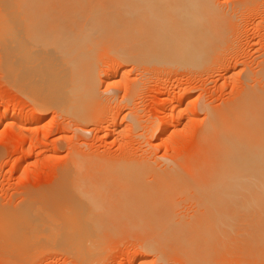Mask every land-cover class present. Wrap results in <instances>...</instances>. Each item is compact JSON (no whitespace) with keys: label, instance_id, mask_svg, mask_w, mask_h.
Returning a JSON list of instances; mask_svg holds the SVG:
<instances>
[{"label":"bare ground","instance_id":"1","mask_svg":"<svg viewBox=\"0 0 264 264\" xmlns=\"http://www.w3.org/2000/svg\"><path fill=\"white\" fill-rule=\"evenodd\" d=\"M260 2V0H223L222 5H218V0H0V78L5 83L7 82L8 85H11V87L20 91L28 100L32 101L33 107L38 112L52 108L59 112H63L64 110L63 113L66 112L70 115L80 117L87 99L96 98L100 83H107L110 89H114L112 86L114 87V84H117L115 78L119 75L117 76V73L115 71L113 72V66L116 67L119 63L130 66L132 72L133 70L136 71L137 74L135 75L137 79L139 77L143 81L144 78L146 80L151 79L155 75L153 77L154 81L161 82V73L164 74V71L172 72L173 69H183L188 75L203 71L196 80L200 81L205 75L204 70H208L211 65H216L214 57L216 53L222 51L224 48L222 45L224 43L226 45L230 37L232 38L235 25L237 23L246 24L250 18L248 16L250 11H255L258 7L260 8L258 6L262 4ZM258 19L262 22L263 17L261 18L259 16ZM262 34L264 35L263 31L260 34L258 33L260 36ZM260 36H258L259 39ZM229 41L231 42V40ZM105 52H108V54L115 52L116 55L114 56V53L111 54L114 58H112L113 56L110 58H107L109 56H104L109 59V61L106 60L105 62L107 64L106 66L109 65L110 67L108 70L106 69L107 71H103V73L99 65L97 66L96 60L101 61L102 55H106ZM211 61H213V64L211 63L209 65ZM101 62L103 63L104 61L102 60ZM207 65L208 69H206ZM153 71L154 73H152ZM175 71L173 72L175 73ZM244 71L240 73L243 74ZM249 71L247 70V72ZM125 72L127 73V70ZM122 74L123 76L121 78L123 79L125 76L124 73ZM147 75H151L150 78ZM246 76L247 78L243 77V80H247L245 82L243 81L237 96L234 98V103L230 107L229 105L227 108L222 106L223 109L220 111L212 110L210 106L207 107L208 105H204L203 108L201 107L200 112H203L204 115L201 121L205 122L196 131L195 149L186 157L187 159L184 161L185 166L183 169L175 172L172 176H165L168 173L167 170L154 174L153 177L155 175L157 176L155 180H158L159 185L158 183L155 184L156 181L154 179L148 183H154L156 187L158 185L157 188L155 187V190H152L154 184L152 186L151 184L150 186L145 184L147 181H144V178H148L146 175H143L144 178L140 177V175L137 176L140 177L138 179L137 177H129L130 179L128 178L126 180V182L130 181L129 183L133 182L132 184L136 186V189L142 188L146 195L157 193V197L153 195L155 198L152 195L150 198L146 196L150 200L152 197L154 200H158L159 193L161 195L163 193L164 195V197L160 195L159 201L162 197V201H165L169 197L168 195H170L168 199H172L175 207L178 202L177 204L175 203L176 201L173 200V195L181 196L186 194V200L188 199L190 203L192 202V208H189L190 214L189 216L187 215L188 217L185 216L186 220H183L184 217L182 218V216L184 215L182 214L181 217L178 216L182 219L173 223V218L175 219L177 217L178 210L176 209L174 211V213L176 212L175 214L171 212L175 208L171 209L172 207H169L168 199L166 200V204L160 201L164 205L157 202V200H151V202L155 203L154 207L158 205L157 203L159 205L161 204L162 208L160 207V211L159 206L157 207L159 213L162 209H165L163 210V214L161 213L159 215L158 212L150 209L151 204L149 205L150 207H147L151 210V213H157L156 215H159L158 217L161 215H166L167 217H162L166 218V220L161 217L159 218L163 220L159 221V226H163L162 228L160 227V229H163V231L160 230V235L158 234V219H156L157 222L151 221L158 217L150 214L149 210L146 212L147 215L149 213L153 216L152 219L151 216L147 218L141 211L142 216H146L147 218V221L143 219L145 223L143 221L142 223L149 229H144L143 227L145 226L142 225L143 229L138 226L140 228L139 231L137 229L132 230L130 227L132 224H135V226L136 224H142L139 219L137 222L135 221V223L131 224H127L126 221V224L128 225L129 231H136L138 234L140 232L143 237H147L145 239L146 242L143 238V243H141L142 240L139 241V238L138 241L141 243L138 244L139 247L134 244L136 241L133 242V247L135 249L139 248L147 254H152L153 258L155 256L154 259L150 260H154L156 263H153V261L150 262V260L148 262L145 257L148 255L144 256L141 251H138V254L130 255L129 258L122 259L117 264H160L161 260L165 264L166 262H164L163 258L168 252L173 253L177 257L181 255L184 258L185 256L193 258L192 254L198 253L201 255L196 254V256L198 255L200 258L198 257L197 259L194 254V259L188 258L186 261L188 260V263L190 262L189 264H193V261L197 259L198 263L195 261L194 264H199L202 258L203 264H210L208 259H212V256L214 257V252L212 251L216 249H214L213 245L219 246L216 247L221 251L220 248L222 247L220 246L225 244L223 242L226 241V238L227 240L228 238L230 239V233L233 232L232 235H234L238 227L240 230L238 233L239 238H241L239 239L241 244L243 245L242 242H245L244 245L246 243L249 245L251 242L252 248L251 246L250 248L256 251L258 249L257 256L258 253L264 255V105L260 102L261 94L259 91L261 88L258 91L257 83H255L256 85L254 84L257 79V82L260 83L264 80V67L260 66L258 73L254 71V77L252 75L251 77L256 79L253 81L248 80L249 74ZM249 81L253 82V85L256 87H252V83L250 86ZM260 83L258 87L261 85ZM165 95L167 98L164 100V104L158 108V112L161 114H164L166 110L172 107L170 105V99L173 97L172 92ZM91 102H88L90 106ZM36 110H34V113ZM186 112L190 115L196 114L198 116L196 107L194 109H187ZM16 113L12 109L9 114H0V124L7 118L17 119L19 122L26 124H37L40 119L37 113H35V116L37 115L36 117L31 116L30 113H24L25 115L21 116L16 115ZM196 115L194 117H197ZM179 117H176L170 123L167 122V129L176 128L180 122ZM72 119L74 118L72 117ZM147 131L149 136H155L154 138H156L157 135L162 134L165 130L151 127ZM167 140V137L163 138L160 142L161 145ZM147 145L149 146V149H147L148 154L145 155L144 160L141 159L145 163L154 158L153 151L158 148V146L151 143ZM131 158L133 159L134 157ZM134 179L138 182H135ZM142 181H144L143 183L145 185ZM123 182L125 183V181ZM124 183L120 185L124 186ZM135 186H133V189L136 193ZM94 189L96 190V188ZM149 190L152 193L147 192ZM75 191L68 193L73 199L78 196ZM93 191H91V194ZM80 192L78 191V193ZM105 193L103 194L102 191V197L106 195ZM138 193L143 194L140 191L137 192V195ZM164 193L167 195L165 196ZM91 194H87L86 197L89 198L88 196H91ZM93 194L98 195L97 193ZM94 195L92 196L93 198H95ZM98 196V198L101 197L100 195ZM149 199H146L147 202ZM142 200H140V203ZM29 202H25L29 208H34L41 204L39 203L37 206H33L32 201L30 202L32 204H28ZM95 202L97 205L93 202L92 209H96L95 207H97L99 209L102 208L104 211L106 210L104 207H100L98 200ZM101 203L106 202L103 201ZM137 204L139 205L138 202ZM141 204L143 206L145 204L146 206V202ZM105 205L108 207L110 203ZM154 207L151 208L154 209ZM110 208L107 209L108 215L112 217L111 214H115L116 211L111 213L112 209L109 212ZM123 209L126 212L125 209L127 208ZM133 209H135L134 206ZM186 209L188 210V208ZM124 212L122 213L124 214ZM168 212L169 214H167ZM137 214L140 215L139 213ZM84 217L80 222H75L73 225L62 226V237L56 241H52L50 237H47L48 233L50 235L54 234L51 226L40 222L38 224L34 219L33 221L30 219V221L13 223L15 226L13 224L9 226L0 225V235L4 236L5 234L6 236L2 237L3 240L0 238V241L4 243L7 239L4 245L9 246V249L15 252L13 254L17 253L20 260L26 261L33 259L36 254L38 256V253L41 251L44 252L43 250H46L47 245L52 244V242L55 245H64L66 242H70V252L74 259L78 260V263L93 264L94 261L92 262L91 259H95V256L98 258V254H100L98 252L103 249V247L101 249L100 244L103 238H99L98 234L95 235V232L101 233L103 226L101 227L100 223H97L96 226L92 225L95 223L91 224L90 221L86 222L90 217L88 215ZM169 218L170 220L172 218L173 224L171 221L167 222ZM83 219H86V221H83ZM134 220H129V223ZM148 220L150 223H153V226L151 225L152 223H148V225L152 226L151 230H154L153 232L150 230V226L146 225ZM163 222H167L165 224H168V226ZM109 223L113 227L114 224L112 222ZM169 223L172 226L169 227ZM103 224L107 223L105 222ZM115 225L121 224L115 223ZM154 225L157 226V229L154 228L156 227ZM110 226L107 225L109 230ZM121 226H125L126 228V225ZM233 226L236 229L231 232L230 230L233 229ZM96 228L97 230H95ZM104 228L107 229L105 226ZM125 228H123V231ZM6 229H9L12 233H9V230L6 231ZM141 230H144L145 233ZM145 230H149L148 232H151V235L149 233L150 236L148 234L144 235L147 233ZM152 235H156L157 240ZM236 235L237 233H235L233 238ZM13 237L15 238L13 239ZM94 237L97 238V241L99 240V243L95 245V247L98 246L97 248H100L98 249L99 251L92 246V244L97 243L96 240L95 243L92 242ZM219 238L222 240H218V242H222V244L219 242L220 245L218 242H215ZM223 238L225 239L224 241ZM248 238L249 242H247ZM212 239H214L212 242H215L216 245L212 242L210 243ZM147 240L151 241L148 242ZM30 241L33 245L28 246ZM205 244H209L210 246H206ZM247 244L245 245L247 248L241 245V249L244 248L243 252H246L247 249L253 251L250 250ZM206 247H208V251H206ZM225 251L227 249L224 250V254L226 253ZM93 252L95 255H93ZM169 254H167V257L171 256ZM205 254L209 255L210 258H207L209 262H206L207 256ZM253 254L255 255V253ZM167 257L165 258L166 260ZM103 259L99 262H102ZM75 262L77 261L75 260Z\"/></svg>","mask_w":264,"mask_h":264},{"label":"rangeland","instance_id":"2","mask_svg":"<svg viewBox=\"0 0 264 264\" xmlns=\"http://www.w3.org/2000/svg\"><path fill=\"white\" fill-rule=\"evenodd\" d=\"M260 1V4L262 3V6L258 5L260 6V8L258 7L256 8L257 10L255 9V11H250L248 15L250 16V21L248 20L246 24L237 23L235 25L232 38L230 37L229 39L231 40V42L228 40V43H226V45L224 43V45H222V47L224 46V48H220L222 49L221 52L217 50V52L219 53H216L214 57V59L216 60L214 61L216 65L214 64L209 66V69L207 65L206 69L208 70H204L205 75L203 76V78H201L200 81L196 80L203 71L188 75L183 69V71L181 69H177L179 72L176 69H173V71L176 70L175 73L173 71V73L170 71H164V74L161 73V77L163 79H161V82L154 81L153 77H155V75H153L151 79L146 80L144 78L143 81V79L140 80L139 77L137 79V76L135 75L137 74L136 71L133 70L132 72L130 66L116 63V67L113 66V72L115 71V73H117V76H119L115 78L117 84H114V87L112 86V88L114 89H110L107 83H100L101 85L99 84L98 92L96 91L97 96L96 98H94L95 100L93 98L87 99V102L84 103L85 108L83 109V111H81L83 113H77L80 114V117L72 114L70 115L66 112L63 113L64 110L63 112H59L52 108L38 112L33 107L32 101L28 100L22 95L20 91H18L14 87H11V85H8L7 82L5 83L4 80L0 78V114H9L11 113L12 109H14V112H17L16 115L18 116L28 113H30V115L34 117H36L37 115L40 116L37 124L21 123L17 119L13 118H7L0 124V225L9 226L13 223L30 221V219L31 221H33L34 219V221H36L37 223L40 222L45 225L51 226V228L54 230V234L50 235L48 233L47 237H50L52 241H56L62 237V226L70 224L73 225L75 222H80V220H82L84 216L88 215L90 219L88 218L87 221L86 219H83V221H90L91 224L95 223L92 224L95 226L97 223H100L101 227L103 226V230L101 231V233L95 232V235L98 234L99 238H103L100 241L101 249L103 247V249L100 251L103 253L98 250L100 249L97 248L98 246L95 247V245L99 243V240H96L98 236L97 238L94 237V239L92 240L93 243H95V240L97 241V243H95L94 245L91 243L92 246H94L99 251L98 253H100L98 254V258H96L95 256V259H97L96 262L95 259H91V261H94L95 264H102L103 262L104 264H117L122 259L125 260L129 258L130 255H133L135 253L138 254L140 251L144 256L148 255L152 257L150 258L148 256H145L148 262L150 259H154L155 256L153 258L152 254H147L143 250H140L139 248H137V250L133 247L134 244L139 247V241L142 240L141 243H143L147 237H143L142 233L139 232V234L141 235L140 236L138 232L136 233V231L132 230L137 229L139 231V227H141V229H149L146 228L145 225H143V223H145L144 221H147V218H150V216L152 219L153 216L150 214L156 215L157 213L154 214V212H158L157 207L159 206L158 208L160 211V209L162 208L161 204H166V200L170 197V195H168L169 197L167 196L168 198L166 197L167 199L164 198L165 201H162L164 197L162 193L163 197L160 201H162L163 203H161L159 201L161 193L158 192L160 194H158L159 199L154 200L153 197L155 198L157 193L146 195V193L143 192L142 188H140L141 190L136 189V186L132 184L133 182L129 183L130 181L126 182V180L129 177L136 178L140 175V177L144 178V176L146 175L148 176V178H144V181H147L145 182V184H147L148 186H150L151 184L152 186L154 183L149 184L148 182L152 181V179H157L156 175L155 177H153V175L157 172L161 173L164 170H167L168 173L165 174V176H172L175 174V172H179L181 169H183L185 166L184 161L187 159L186 157L188 156V154H191L190 152L193 149H195L196 131L201 128V124L205 122L201 121V119L204 118L203 112H200L201 107L203 108L204 105H208L207 107L210 106V109L218 111L223 109L222 106L227 108V106L229 105L230 107L234 103V98L237 96L238 90H240L239 88L242 86L243 81L245 82L247 80H243V77L247 78L246 75L249 74L250 76L248 77V80L253 81L254 79H256L252 78L254 77V71H257L258 73L260 66L264 67V35H258V33L260 34L262 33V31L264 33V0ZM218 2V5H222L223 0H218ZM254 15H257V18L259 16L261 18L263 17L262 22L258 19L260 21L259 22ZM258 36H260V39ZM113 53L115 56L116 53L112 52L111 54ZM107 54L108 52L106 53V55H102L101 53L102 57H100L104 61L103 63L101 62L102 60H96L97 66L99 65V68L102 72L107 71L110 67L109 65L106 66L107 64H105V62L106 60L109 61V59L107 58H110L113 55H111L110 53L109 54L111 56ZM104 56L109 57L106 58ZM114 56L112 58H114ZM211 63L213 64V61H211L209 65ZM247 67H249L250 71L249 69H247ZM126 70L127 73L125 72ZM240 70L244 71V76L242 73H240ZM247 70L249 72H247ZM167 72H169L170 74ZM250 72H252V74H250ZM122 73H124V76L126 78L128 77V79L123 77V80L121 78L123 76ZM152 73H154V71ZM245 73L247 74L245 75ZM147 76L150 78L151 75ZM257 81L254 82V84L257 83L258 91L261 88L259 91L261 94L260 102L262 105H264V80L262 81V83ZM251 83L252 87H256L253 85V82H250V86ZM259 83L261 85L258 87ZM166 92H172L173 94V97L170 99V105L172 107L171 109L166 110L164 114H161L158 112V108H160L164 104V100L167 98V96L165 95L167 94ZM88 102H91V106ZM195 107L198 114V116L195 114L197 117H194L195 115H190L188 112H186L187 109H194ZM31 110H33V112H31ZM34 110H36V116ZM178 116H180L178 118L180 122L178 123L177 127L174 129H167V122L170 123ZM72 117L74 119H72ZM164 117L166 118L163 119ZM203 125L204 124H202V126ZM151 127L162 129L165 131L154 138L155 136L151 137L147 133V130ZM165 137H167L168 140L161 145L160 142ZM149 143L158 146V148H156V150L154 149L153 151L155 159L152 158L151 161L145 163L144 161H141V159L144 160L145 155L148 154L147 149H149V146L147 144ZM162 146L164 149L162 148ZM131 157L134 158L132 159ZM140 177H137V179ZM134 180L135 182L137 181L136 179ZM122 181H125V183L123 182L124 186L120 185H123ZM144 181H142V183ZM155 181V184H157L158 180ZM155 184L153 185L154 188L152 187V190H155ZM140 185L144 187V185H142L141 183ZM117 186L120 188H118ZM133 186H135V191H140V193H143L144 195L139 193L137 195V192H134ZM94 188H96V190ZM99 188L101 189V192ZM128 189L132 191H129ZM149 189L151 190L150 187ZM75 190L81 192L78 193V191ZM150 190L147 192L152 193V191ZM74 191L78 196L73 199L72 196L68 193H72ZM91 191H93V193L95 194L97 193L98 195H100L101 199L98 198V195L96 196L93 193L91 194ZM102 191L103 194L104 192H106V195H104L105 198L102 197ZM160 192L162 191L160 190ZM87 194H91V196H88L89 198H87ZM164 194L165 196L167 195L166 193ZM93 195L95 198L92 197ZM125 195L129 196L126 198ZM151 195H155L151 198V200H157V202L161 204L159 205V203L156 202L158 205L154 207L155 203L151 202V200L149 199ZM139 196L142 198L144 197V201ZM146 196H149V198H146ZM186 197V194L181 196L173 195V200L176 201L175 203L177 204L178 202L176 207L174 202H172V199H168L169 207L171 206V209L175 208L171 212L175 214L176 212L174 213V211H176V209L178 210V215L176 214L177 217L175 219L173 218V223L179 221L183 217L185 218H183V220H186V217L189 216V208H192V202L190 203L188 199L186 200ZM92 199L95 205H97L95 201L98 200V202L100 203V207H104V209L106 210L111 207L109 212L112 209L111 213H113L114 211H116V213H109L112 216L110 217L108 215V210L104 211L102 208L99 209L97 207L95 208L98 210L92 209ZM146 199H149L148 202ZM100 200H102L101 202L105 201L106 203H101ZM140 200H142L141 203L146 202V206L145 204L143 206V204L140 203ZM27 201H32V203L34 204L33 206H37L39 203L41 204H39V206L37 207L29 208L26 206ZM30 202L28 204H32ZM137 202L139 203V205L137 204ZM109 203L110 206L108 205L107 207V205L105 204ZM149 205L151 207H154V209ZM133 206L136 210L133 209ZM148 206L154 212L151 213V210L147 208ZM115 207L118 209L116 210ZM138 207V210L140 212L137 210ZM119 208H121L122 210ZM123 208H127L125 209L126 212H124ZM186 208H188V210ZM147 210H149L150 212V214L148 213V215ZM163 210L165 209H162L160 213L158 212L159 215L161 213L163 214ZM136 211H138L137 213H139L140 215H138ZM141 211L142 213H144L143 215L147 216V218L146 216H142ZM122 212H124V214ZM132 212L133 214H131ZM180 212L187 213L184 214ZM167 214H169V212ZM182 214L184 216L180 218ZM131 215L132 217H130ZM163 216L164 215H161L160 217L162 218ZM138 217H140L141 219ZM160 217L155 218L154 220L152 219L151 221L155 222L156 219H158L157 221L159 226V221H161L162 219L166 220L167 218L166 215L164 216L166 218L159 219ZM130 218H132L133 220H137H134L132 222L130 221L129 223V220H132ZM138 219L141 220V223L144 219L143 223L140 224L141 226L139 224H136V227L135 224H132L134 227L132 228L131 225L130 227L132 230L129 231L127 224L135 223V221L137 222ZM169 221H171L172 223V218L171 220L170 218L169 220H167V222ZM105 222L107 224H103ZM109 222H112V224H114L113 227H111L112 225L110 226ZM115 223L126 225L127 229L125 228V226L123 227L121 225H115ZM148 223H150L149 220L146 225L150 226L148 225ZM172 224L169 223V227L172 226ZM107 225L110 226V230L108 229L109 227L107 228ZM142 225L145 227L142 228ZM151 225L153 226V223ZM165 225L168 226V224ZM104 226L107 229H105ZM152 226H150V230ZM234 226L233 229L231 228V232L236 229H234ZM160 227L161 226L158 227V234L161 233L160 230L163 231V229H160ZM97 228L95 230H97ZM123 228H125L124 231ZM154 228L157 229V226ZM111 229L113 230L111 231ZM7 230L9 229H6V231ZM141 231L145 233L144 230ZM148 231H146L147 233L144 235L151 233ZM8 232L12 233L10 232V230ZM238 232H240L239 227L234 232V235L235 233H237L236 237L233 238L234 235H232V232L230 233L232 238L230 236V239L228 238L227 240L226 238V241H224L225 239L223 238V243L225 244H223V246H220L222 247L220 249L223 252H221L219 248H217L219 246L215 244V242H218L220 238L216 239L215 242H212L214 239L210 240V243L212 242L217 247L213 244H209L213 245L214 249L216 248L215 250L219 252L213 250L212 252H214V257L211 255L212 259L209 257V255L205 254L207 256H205L206 262L210 261V264H264V255L258 253L257 256L258 249L257 251L251 249V242L249 243V245L247 243L246 244L247 246H249V248L251 246L250 250L253 251H249V249H247L246 252H243L244 248L247 247L245 246L246 244L244 245L245 242H242L243 245L241 244L239 240L241 238H239ZM159 235L157 236L159 237ZM137 236L139 237L137 238ZM155 236L152 235V237ZM2 237H6L5 234L4 236L0 235L1 240H3ZM9 237L12 238V236L10 235ZM14 238L15 237H13V239ZM155 238L157 240V237ZM6 240L4 241V243L7 242ZM151 240L147 241L149 242ZM133 242L135 243L133 244ZM247 242H249V238ZM4 243L0 241V264H81V262L78 263V260L74 259L73 255L71 254L70 242H66L64 245H55L52 242V244L47 245V249L43 250L44 252L41 251L40 253H38V256L36 254L33 259L28 261L22 259L20 260V257L17 256V253L13 254L14 251L10 250L9 246L7 247V245H4ZM220 243L222 244V242ZM31 244L33 245V243L30 241V244H28V246H31ZM205 245L208 246L207 244ZM241 245L244 248L241 249ZM92 246L91 248H93ZM223 247L226 248L223 249ZM7 248L12 252H10ZM206 248V251H208V247ZM226 249L227 251H225L226 253L224 254V250ZM168 253H170L169 256H173L167 257ZM168 253L165 257L163 256V260L164 262H166L165 264H189L190 262L188 263V260L186 261V259L192 258L188 256H185L184 258L181 255H178L179 257H177L171 252ZM219 253L221 254L219 255ZM228 253L230 254L228 255ZM253 253H255V255ZM12 254L13 256H11ZM194 254L196 256V254L198 253ZM194 254H192V259L195 258ZM93 255H95L94 252ZM198 255L196 256L197 259L201 254L199 256ZM166 257L167 260L165 259ZM207 258H210L208 259L209 261H207ZM101 259H103L102 262H99L101 261ZM197 259H195L196 262L198 261ZM75 260L77 262H75ZM152 261L153 263L155 262L154 260H150V262ZM195 261H193V264ZM161 263L163 264L162 260L160 264ZM199 264H203L202 258Z\"/></svg>","mask_w":264,"mask_h":264}]
</instances>
